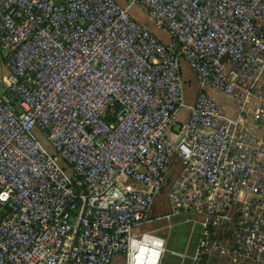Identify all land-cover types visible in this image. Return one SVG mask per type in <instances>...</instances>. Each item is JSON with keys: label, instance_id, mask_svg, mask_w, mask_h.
I'll return each mask as SVG.
<instances>
[{"label": "built area", "instance_id": "2783aa9c", "mask_svg": "<svg viewBox=\"0 0 264 264\" xmlns=\"http://www.w3.org/2000/svg\"><path fill=\"white\" fill-rule=\"evenodd\" d=\"M0 65V264H264V0H0Z\"/></svg>", "mask_w": 264, "mask_h": 264}, {"label": "rangeland", "instance_id": "374dc122", "mask_svg": "<svg viewBox=\"0 0 264 264\" xmlns=\"http://www.w3.org/2000/svg\"><path fill=\"white\" fill-rule=\"evenodd\" d=\"M117 1L120 3L124 2V0H117ZM129 13L138 22H140L141 24L146 26L151 32H153L161 40L167 41L169 39V35H168L167 31L163 28L155 26L153 24V22L150 20L148 14L143 10V8L138 3H133L130 6ZM180 71H181V76L183 79L182 85H183L184 102L188 103V102L192 101V99H193L194 90L198 86V82H197V79L195 78V75H194L192 69H190L188 67V65L185 64L183 61H181V63H180ZM2 72H5V69L3 67H1V65H0V74ZM1 89H2V86L0 85V90ZM208 91L216 99L217 102L223 103V104H228V101L226 100L224 95L221 94L220 92H218L214 89H210V88L208 89ZM184 113H185L184 109L181 108L178 111V116L181 117L182 114L184 115ZM43 143L47 149L51 150L50 146L45 141H43ZM178 163H179V158L176 155V153L173 152L169 157L167 167H166V172L168 173L169 176L167 177V179L163 180L162 187H161L160 191L157 193V195L155 196L156 202H155V205L153 207V211H156L157 213H159L161 210L165 209L163 207V202L165 200L167 184H168L170 178L176 172ZM182 226L183 225H181V227L175 225L169 231L165 225V221L163 220V222H161V221L160 222H149V223L143 224L141 226V228L142 229L155 228L157 231L156 234H159L162 236H165L166 234H168V236H169L168 241H169L172 237H175L177 234L183 233L184 227H182ZM167 247L170 248L172 246L167 245ZM167 255H169V254H167L165 252V255L162 257V261L160 264H171L172 263V261L168 259ZM119 261H120L119 256L114 255L112 257L111 264H118Z\"/></svg>", "mask_w": 264, "mask_h": 264}, {"label": "trees", "instance_id": "16d2710c", "mask_svg": "<svg viewBox=\"0 0 264 264\" xmlns=\"http://www.w3.org/2000/svg\"><path fill=\"white\" fill-rule=\"evenodd\" d=\"M160 221L163 222V219H159V220H156L154 222H160ZM181 225H183V224H180L178 226L181 227ZM182 227H184L183 233L182 234L179 233L175 237H172V238L170 237L171 239L169 241H167L166 245H170L172 247H180L181 246V243H182L183 237H184V232H185V226L183 225ZM155 232H157V231L155 230ZM167 254H169V253H167ZM164 255H165V253H164ZM167 256H168V259L172 261V263L175 261V259L171 255H167Z\"/></svg>", "mask_w": 264, "mask_h": 264}, {"label": "crops", "instance_id": "0c3cea01", "mask_svg": "<svg viewBox=\"0 0 264 264\" xmlns=\"http://www.w3.org/2000/svg\"><path fill=\"white\" fill-rule=\"evenodd\" d=\"M189 103H191V101H190V102H188V104H189ZM184 116H185V113H184V115L182 114V116H181V117H179V116H178V120H181V119H183V118H184Z\"/></svg>", "mask_w": 264, "mask_h": 264}, {"label": "clouds", "instance_id": "9594fccd", "mask_svg": "<svg viewBox=\"0 0 264 264\" xmlns=\"http://www.w3.org/2000/svg\"><path fill=\"white\" fill-rule=\"evenodd\" d=\"M153 264H154V262H153Z\"/></svg>", "mask_w": 264, "mask_h": 264}]
</instances>
